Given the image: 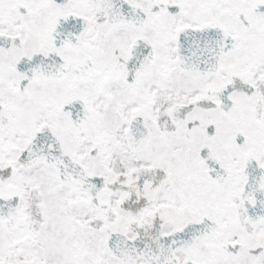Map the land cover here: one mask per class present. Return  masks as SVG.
Segmentation results:
<instances>
[{"label":"snow or ice","instance_id":"6c2138e0","mask_svg":"<svg viewBox=\"0 0 264 264\" xmlns=\"http://www.w3.org/2000/svg\"><path fill=\"white\" fill-rule=\"evenodd\" d=\"M0 264H264V0H0Z\"/></svg>","mask_w":264,"mask_h":264}]
</instances>
